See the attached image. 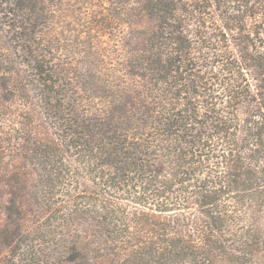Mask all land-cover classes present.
Instances as JSON below:
<instances>
[{
	"label": "trees",
	"instance_id": "trees-1",
	"mask_svg": "<svg viewBox=\"0 0 264 264\" xmlns=\"http://www.w3.org/2000/svg\"><path fill=\"white\" fill-rule=\"evenodd\" d=\"M260 16L0 0V264H264Z\"/></svg>",
	"mask_w": 264,
	"mask_h": 264
},
{
	"label": "rangeland",
	"instance_id": "rangeland-1",
	"mask_svg": "<svg viewBox=\"0 0 264 264\" xmlns=\"http://www.w3.org/2000/svg\"><path fill=\"white\" fill-rule=\"evenodd\" d=\"M260 18H261V19H260ZM260 18H258L256 21H254V20L250 21L251 23H250L249 25L252 27V29L254 28L255 25H256V26L263 27V29H264V21H263L264 19H263V17H261V16H260ZM263 29H260V32H261ZM0 181H2L1 178H0ZM2 183H3V182H2ZM0 194H3V195L6 194V189H5V187H4L3 184H0ZM1 229H2V216L0 215V239L2 238Z\"/></svg>",
	"mask_w": 264,
	"mask_h": 264
}]
</instances>
